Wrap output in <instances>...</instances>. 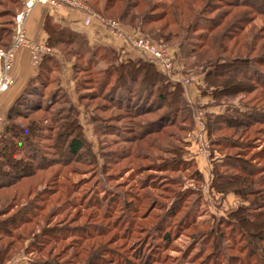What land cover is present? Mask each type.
Instances as JSON below:
<instances>
[{"label":"rangeland","instance_id":"1","mask_svg":"<svg viewBox=\"0 0 264 264\" xmlns=\"http://www.w3.org/2000/svg\"><path fill=\"white\" fill-rule=\"evenodd\" d=\"M27 1L0 0V92L19 25L50 52L0 112V264H264V0H80L107 45L32 39ZM132 38L172 57L155 83Z\"/></svg>","mask_w":264,"mask_h":264},{"label":"crops","instance_id":"2","mask_svg":"<svg viewBox=\"0 0 264 264\" xmlns=\"http://www.w3.org/2000/svg\"><path fill=\"white\" fill-rule=\"evenodd\" d=\"M23 8H25V4ZM84 18L83 12L75 8L55 9L49 5L36 4L26 18V26L32 39H45L47 38L45 33L47 29L45 28L44 30L43 25L46 26L48 19L52 24H60L63 28L71 32L84 33L91 43L107 45L110 37L107 36L108 34L102 24L97 19H93L89 25H85ZM28 55L30 57V53L26 48H20L17 52L16 65L11 71L16 85L11 86L5 92H0L1 113L10 110L16 99L27 88L29 82L34 79L33 67L31 65L29 66ZM194 146H196L195 143Z\"/></svg>","mask_w":264,"mask_h":264},{"label":"built area","instance_id":"3","mask_svg":"<svg viewBox=\"0 0 264 264\" xmlns=\"http://www.w3.org/2000/svg\"><path fill=\"white\" fill-rule=\"evenodd\" d=\"M34 3H39L43 5H49L53 8L65 7L67 5L73 6L79 10L84 9V5L80 0H28L26 2V6L31 7ZM20 18V16L18 17ZM23 26L19 25L18 32L15 41V48H19L21 46H25L29 48L32 60L37 63L44 55L50 52V48L47 47L45 44L36 43L34 40L28 39L25 31L22 28ZM132 38L131 41L136 46L143 47L147 49L152 56V61L159 66L163 71L170 70L172 66V57L170 56L169 52L166 51L164 48L157 47L153 43L149 41H145L143 38ZM11 52L14 53L12 50ZM12 55V54H11ZM13 57V55H12ZM11 57V58H12ZM12 59H8L3 66L4 74L10 68ZM0 76V90H5L7 88L8 79H6V75ZM4 119L3 116L0 114V128L3 125ZM200 136H202L200 134Z\"/></svg>","mask_w":264,"mask_h":264},{"label":"trees","instance_id":"4","mask_svg":"<svg viewBox=\"0 0 264 264\" xmlns=\"http://www.w3.org/2000/svg\"><path fill=\"white\" fill-rule=\"evenodd\" d=\"M55 26V25H54ZM46 29H47V31H49V25H46ZM71 32V31H70ZM75 36V38L77 39V43L79 44L80 42H82V39H79V37H80V35H76V34H74V33H72L71 32V36ZM85 41H87L84 37H82ZM75 39V40H76ZM45 60V59H44ZM148 62V61H147ZM134 64H132V65H134V70L133 71H131V72H129V73H124L126 76L128 75L129 77H132L133 79L134 78H136L137 76H138V71H141V70H146L147 71V73H146V78L148 77V78H151V81L153 82V83H155L156 82V80H157V78L158 77H160V76H162L163 77V75H166L165 74V72L159 67V66H157V65H154V63L153 64H146V65H143V63L141 62V61H138V63H136V62H133ZM150 63H152V62H150ZM136 66L138 67V68H136ZM145 66V67H144ZM227 65H224V64H222V65H219V67L220 68H224V67H226ZM148 73H151V74H148ZM220 76H222V74H220ZM34 80V79H33ZM40 80H42V78H40ZM155 81V82H154ZM148 83H149V81H148ZM31 86H33V81H30L29 82V84H28V86H27V88L22 92L24 95H26V92L31 88ZM35 86H38L37 84H35L33 87H35ZM21 100H23V98L21 99ZM20 101H19V99H17V101L16 102H14V104L11 106V108H10V110L8 111V117H11V114H12V112H13V110H15V108L18 106V103H19ZM3 128V125H2V127L0 128V130ZM9 129H10V131L11 132H13V130L9 127ZM0 143H2V144H4L3 145V147H2V150L4 151L5 149H6V146L7 145H5V144H7V142H4V140L3 139H1L0 140ZM81 141H78V139H73V141H72V143L70 144V150H71V152L72 153H77L78 152V150H80V148H81ZM17 164V166H18V163H16ZM15 164V165H16ZM4 259H6L5 258V256L3 257ZM3 258H1V260H3ZM0 262H2V261H0Z\"/></svg>","mask_w":264,"mask_h":264}]
</instances>
